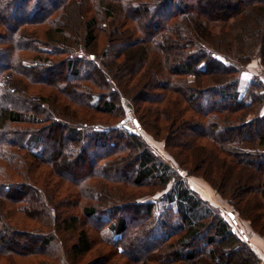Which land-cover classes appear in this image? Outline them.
<instances>
[{
  "label": "trees",
  "instance_id": "trees-1",
  "mask_svg": "<svg viewBox=\"0 0 264 264\" xmlns=\"http://www.w3.org/2000/svg\"><path fill=\"white\" fill-rule=\"evenodd\" d=\"M74 1H84V12L90 7L93 14L82 22L80 51L48 41L57 32L52 26L62 22ZM134 1L0 0V255L5 259L0 264H19V257L30 264H77L94 242L112 251L92 264H109L107 256L113 255L128 264L259 263L218 209L186 186L139 136L117 125L124 116L114 126L90 123L94 113L121 111L120 101L129 99L140 130L163 133L165 147L185 155L181 160L170 151L177 164L190 174L202 171L198 175L232 201L231 214L264 237V220L259 227L244 214L255 210L264 218V83L244 85L241 79L248 54L260 56L264 66V0ZM240 1L235 23L228 22L234 18L226 14L229 4ZM100 12L120 24L113 23L107 33L109 51L96 57L83 52L96 41ZM129 21L135 27L122 31ZM41 27L47 28L43 37L34 33ZM28 54L32 63L25 60ZM60 54L69 56L55 61ZM61 66L62 80L46 78ZM29 84L51 91L37 97L25 91ZM69 117L87 123L67 128L61 121ZM65 157L63 164L87 172L60 168ZM224 163L246 172L229 185ZM151 180L170 188L154 201L134 202L133 214L121 213L125 207L112 198L119 184L145 187ZM236 183L247 187L245 194L251 189L253 206L239 205ZM79 203L80 212L73 213ZM18 216L48 229H14ZM75 230L71 247L56 240L60 231ZM17 236L28 240L19 243Z\"/></svg>",
  "mask_w": 264,
  "mask_h": 264
},
{
  "label": "rangeland",
  "instance_id": "rangeland-1",
  "mask_svg": "<svg viewBox=\"0 0 264 264\" xmlns=\"http://www.w3.org/2000/svg\"><path fill=\"white\" fill-rule=\"evenodd\" d=\"M133 2L135 3V1L133 0ZM241 3L239 5H235L234 7L232 6V3L229 4L230 5V9L228 10V13L226 14H230L231 17L234 16L233 19H230L228 22L230 23H235V14L240 10V5L243 3L242 1H240ZM90 4V3H89ZM84 8H85V2H71L67 9H66V13L64 16L61 17L62 22L58 23V24H54V26H52V29L56 30L57 32H53L50 33V36L48 37L49 40L48 41H56V43L59 45H62L61 47L67 48L69 46L75 47V49H78L79 51L81 50V34H83V23L84 21H86L89 17L93 16V14L91 13L90 7H89V11L86 10L84 12ZM214 8V7H212ZM224 14V15H226ZM252 14L249 13L247 16L250 17V15ZM117 17V15H116ZM96 19H97V24H96V41H94L92 44H90V46L86 49H84L83 53H90V54H94L96 55V57L98 55H101L102 52H106V49L109 51V47L106 48V43H107V33L111 30V26L113 23L119 25V19L117 20L116 18H109V17H105L103 13H97L96 15ZM59 20V19H56ZM221 21V20H220ZM220 23V22H219ZM213 24V23H212ZM211 24V25H212ZM218 24V22H217ZM237 24V23H236ZM134 28L135 25H131V22H127L125 24V28L123 27L122 31H126V30H131V27ZM117 26H114L113 29L116 30ZM59 29H61L59 31ZM47 30V28H43L41 27L40 31H34L35 34H37L38 36H42L43 32ZM135 30V29H134ZM33 32V31H32ZM40 34H39V33ZM152 32V31H150ZM28 33V32H27ZM29 34V33H28ZM43 37V36H42ZM47 38V39H48ZM46 39V40H47ZM113 41H117L118 40H113ZM114 46L110 49L111 51L114 50ZM77 50V51H78ZM78 51V52H79ZM104 52V53H105ZM69 55H62L60 54L58 57L55 58V61H61L64 60L66 58H68ZM249 57L248 62H242L244 66V68L242 69V83L244 85H246L248 82H257V81H262L264 83V66H262L261 63V58L260 56L256 55H252V54H248L247 55ZM32 54H28L26 56L27 61L32 63ZM233 58V57H232ZM121 57L118 59V61H120ZM245 59V57H244ZM30 63V64H31ZM85 65H87V63H85ZM239 65V64H238ZM32 66V64H31ZM60 71L56 70L55 71H50L49 74H46V78L50 79L51 81L56 82V80H62L65 76V70L62 68L59 69ZM81 70L85 71L86 67L82 66ZM111 77V75H110ZM117 79H120L119 76H117ZM117 79L115 78V81H117ZM107 80V79H106ZM105 80V81H106ZM27 82V80H25ZM23 82V81H22ZM104 82V80H103ZM105 83V82H104ZM108 83V82H106ZM114 85V83H111V80L109 78V83L108 85ZM107 86V84H106ZM25 91H28V93H33L32 95H37V97H40L42 95L47 96L50 93V89L47 87H39L36 85H31L29 84L27 87H25ZM22 90L20 89V87L16 86L14 93L16 95L21 94ZM123 102L122 100L120 101V106H121V111L120 109H118L117 111H115L114 113L111 114H107V113H94L92 119H94L90 124H100L103 123V125H109V126H114V124L116 122H118L119 119H121L123 116L125 118L126 121V117H127V112L128 110L132 111L133 113V103L126 98H123ZM52 104H44V107L47 109L51 108ZM72 108H75L74 106H71ZM42 108V107H41ZM71 109V108H70ZM80 114L82 113L81 110ZM264 112V109L262 110ZM122 113V115H118L119 113ZM61 113V112H59ZM134 115V113H133ZM126 116V117H125ZM60 117V116H59ZM64 117V116H63ZM135 117V116H134ZM61 118V117H60ZM66 118V117H65ZM250 118H252V115H250ZM81 119V118H80ZM67 121H61L62 124L65 125V127L67 128H71V127H75V126H83L84 124H86L84 121L79 120V119H72L71 117H69ZM72 120V121H71ZM60 122V123H61ZM81 124V125H78ZM128 127L123 128L124 131L126 133L129 134V132L131 133H135L137 136H139L142 139V142L145 143L147 145V147H149L153 153H155V155L159 156L160 158H162L166 164H168L170 167H174L179 175L182 177V180L185 181V185L189 186L202 200L207 201L208 203H210V205L212 207H214V209H218L221 213V215L223 216V218L226 220L227 223H229V225L232 228V231H238L240 229L241 226H243L246 229V223L245 220L240 219V217L237 216V218L234 219L230 218L229 214H231L232 210H234L235 208H233L230 200L227 199H223L219 194H217L213 188L211 187V185L209 184V182L207 180H205L203 177L199 176V173H202V171H200L199 169H195L194 166H192L190 164V166L197 171H193L195 173L190 174L189 172L186 171V169L184 167H181L177 164V160L175 159L174 156H172L171 153H176L178 158L183 160V158L185 157L184 154H181L180 150H178L177 148H166L165 147V139H163V133H159L158 136H154L151 133H147L144 129L140 130V125L138 124L136 117H135V121H130L129 124H125ZM20 127H26L28 128V125H18ZM31 128L38 130V127L41 126H30ZM89 127V126H88ZM103 127V126H102ZM85 128V127H83ZM93 130V129H92ZM95 130V128H94ZM65 131V130H64ZM32 141V140H30ZM200 143L205 144L207 143V140H201ZM33 144V148L35 151L40 150V146L38 143L36 142H32ZM56 145V144H55ZM56 147H54L55 149ZM56 150V149H55ZM50 151H53L50 148ZM171 151V153H170ZM88 156L90 157L91 155L88 154ZM88 156L86 157V159L88 158ZM69 158L67 159V157L63 158L61 161H59V167L60 168H64V166H62V164L67 160L71 161L72 157L71 155L68 156ZM61 164V165H60ZM65 165V169H68L69 172H71L73 174V172H76L77 175H82L83 173L87 172V170H85V168L79 167V166H75L74 168H72V164H63ZM189 166V164H187ZM223 166L226 167V169H228L230 171V174L228 178H226L227 182L229 185L234 183V179L239 177L238 175L245 173L246 171L244 170H238V169H233L232 165H229L227 163H224ZM262 167V166H260ZM238 170V171H237ZM225 171V170H223ZM244 171V172H243ZM198 175V176H197ZM55 181L59 180L57 178L54 179ZM153 183H155L154 185H152ZM64 186V188L66 189V185L65 183L62 184ZM237 185V183H236ZM256 185V184H255ZM43 186V185H42ZM108 186V185H107ZM239 189V194L240 196L236 198V200H238L239 205L242 206L244 205L247 201H249V205L250 207L253 206L254 204L251 203V200H254V197L251 193V189L248 193L245 194V190L243 191L242 188H247L246 186H239L237 185ZM120 188V190H119ZM119 188L114 192L113 194V203L117 204L120 203V206H123L125 208L121 209V213H127L128 215L133 214V208H134V202H139L141 204H145V202L147 201H154V199H156L159 194H162L163 192H165L166 190H168L170 188H167L166 190H164L165 186H162L160 183L151 180L150 183L143 187H130L128 184H119ZM253 191V190H252ZM64 194V191H59V195ZM243 195V196H241ZM120 198V199H119ZM65 202V201H64ZM63 204V203H62ZM125 204V205H124ZM65 205H67V203H65ZM83 205V203L80 205V203L78 204V206L74 207L73 213H79L81 210V206ZM110 206V205H108ZM64 207V206H63ZM61 208V207H60ZM252 211H246L244 214L249 215L253 218H255L254 220L257 222V226L261 227V225L263 224V220L264 218L262 217V219H260L257 216L256 211L254 210L252 213ZM72 213V212H71ZM58 215V213H57ZM19 218H21V220H18V223L16 225H13L15 228L14 229H18L19 231H36L39 230L41 228L40 232H46V230L48 229L47 226L46 227H42L41 225H39V223L31 220H26L24 218V216H18ZM25 219V220H23ZM232 220H236L240 225H235V223H233ZM205 221H209V220H205ZM211 224H213V222H210ZM14 224V223H13ZM82 228H85V224L82 225ZM257 227V229L259 228ZM78 233V230L75 231H67V232H63L60 231V233H58V236L56 235V240H60V238L62 239L63 245H65L66 248L71 247L73 244H75V239H76V235ZM92 238V237H91ZM16 240L20 242H26V238L17 236ZM58 242V241H57ZM94 242V241H93ZM59 243V242H58ZM108 251H112L111 248H109L106 245L100 244V243H95L92 246V248L89 250V252L85 255H83V257H81L79 259V262L77 264H92L95 260L99 259L98 256L102 255L104 257V253L105 254H110V252ZM113 254V253H112ZM20 259L18 260V262H20L19 264H30L29 262H31L32 260L30 259H26L24 257H19ZM23 258V259H21ZM107 258L109 259V264H128L126 259L121 257V256H107ZM234 259H237L236 257H234ZM4 258L0 255V263L4 262ZM39 261H35L34 264H37ZM239 262L236 260L235 262H233V264H238ZM148 264H154L153 262H149ZM174 264V263H173Z\"/></svg>",
  "mask_w": 264,
  "mask_h": 264
},
{
  "label": "crops",
  "instance_id": "crops-1",
  "mask_svg": "<svg viewBox=\"0 0 264 264\" xmlns=\"http://www.w3.org/2000/svg\"><path fill=\"white\" fill-rule=\"evenodd\" d=\"M237 218L234 216V219ZM235 225H240L236 220H232ZM241 226V225H240ZM240 237H242L246 243L249 245L251 251L259 259L258 264H264V237L256 233L250 226L249 223H246V229L241 226L238 231H235Z\"/></svg>",
  "mask_w": 264,
  "mask_h": 264
},
{
  "label": "built area",
  "instance_id": "built-area-1",
  "mask_svg": "<svg viewBox=\"0 0 264 264\" xmlns=\"http://www.w3.org/2000/svg\"><path fill=\"white\" fill-rule=\"evenodd\" d=\"M130 121H133L134 122L135 121V117H134L132 111L128 110L127 117H126V121L124 123H122V124H117V125L118 126H121L123 128H125V127L127 128L128 126L125 125V124H129Z\"/></svg>",
  "mask_w": 264,
  "mask_h": 264
},
{
  "label": "water",
  "instance_id": "water-1",
  "mask_svg": "<svg viewBox=\"0 0 264 264\" xmlns=\"http://www.w3.org/2000/svg\"><path fill=\"white\" fill-rule=\"evenodd\" d=\"M230 218H233V214H229Z\"/></svg>",
  "mask_w": 264,
  "mask_h": 264
}]
</instances>
